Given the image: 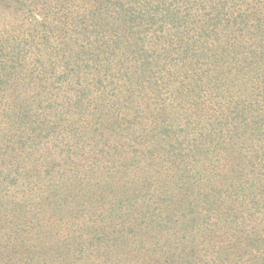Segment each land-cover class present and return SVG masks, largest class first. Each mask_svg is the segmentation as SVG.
I'll list each match as a JSON object with an SVG mask.
<instances>
[{
	"label": "trees",
	"instance_id": "obj_1",
	"mask_svg": "<svg viewBox=\"0 0 264 264\" xmlns=\"http://www.w3.org/2000/svg\"><path fill=\"white\" fill-rule=\"evenodd\" d=\"M40 1L0 3L14 14L43 18L50 71L49 79L40 81L43 87L52 81L61 83L59 90L65 87L62 83L69 82L65 90L74 96L68 98L64 112L78 117L62 123L43 110L41 101L18 95L20 85H30L22 81L30 75V66L11 29L2 30L3 190L9 192L24 184L23 189H30L24 200L41 207L45 197L37 191L48 189L47 205L62 208L64 203L74 202L75 195L89 183V175L96 178L98 170L111 175L119 170L117 164L127 168L126 151L133 160L177 163L179 158L203 159L249 142L258 147L251 166L264 167V0H49V8L44 3L47 0ZM125 61L133 67H123ZM117 76L129 80L128 85L114 88L117 96L123 88L127 94L123 101L129 103L128 113L123 116H119L123 112L115 114L107 108L110 99L92 98L91 86L99 89L110 79L114 86ZM145 86L154 101L141 108L134 105V97ZM159 96H175L176 109L167 111V102ZM143 119H149L151 125H142ZM100 129L108 131L100 133ZM46 139L49 153L36 155ZM87 144L90 151L84 152ZM247 158L241 156L242 161ZM101 162L105 165L100 169L96 165ZM45 186L48 188L43 189ZM2 203L0 199V207ZM13 203L19 205L18 201L8 204ZM123 221L122 216L121 226ZM255 236L250 233L248 239ZM247 242L234 244L232 260L229 255L226 260L241 261L246 255L242 248L253 247ZM10 243L9 248L15 249V243ZM250 259L264 264V249ZM0 264H5L3 257Z\"/></svg>",
	"mask_w": 264,
	"mask_h": 264
},
{
	"label": "rangeland",
	"instance_id": "obj_2",
	"mask_svg": "<svg viewBox=\"0 0 264 264\" xmlns=\"http://www.w3.org/2000/svg\"><path fill=\"white\" fill-rule=\"evenodd\" d=\"M44 3L49 8V0ZM26 16L4 9V3H0V33L11 29L21 56H27L30 75L34 74L22 77L30 85H20L18 95L41 101L45 112L65 123L77 116L64 112L68 98L74 96L65 90L70 84L62 83L63 90L58 89L61 83L53 81L43 87L40 80L49 79V39L41 25L43 18ZM70 44L74 45L73 39ZM124 66L132 64L125 61ZM119 78L114 79V86L110 79L99 89H91L92 98L110 99L107 108L115 114L123 112L119 115L123 116L128 113L129 103L123 101L127 94L123 88L117 96L114 88L128 85L129 80ZM151 96L146 88L134 97V105L143 108L154 101ZM159 97L167 102V111L176 109L175 96ZM143 113L146 116L148 111ZM143 121L142 125H151L149 119ZM107 131L100 129V133ZM88 145L84 152L90 151ZM39 149L36 155L49 153V139ZM257 153L258 147L247 142L203 159L150 163L133 160L126 151L127 168L117 164L119 170L111 175L101 170L96 178L89 175V183L75 195L74 202L64 203L62 208L47 205L48 189L37 191L45 197L43 206L38 207L27 203L28 198L24 200L30 190L23 189L24 184L9 192L3 190V184L0 257L5 264H254L250 258L256 259L264 249V167L251 166ZM242 155L248 158L242 161ZM104 165L101 162L96 166L101 169ZM41 178L46 180L45 175ZM10 201L19 205L9 206ZM122 216L125 223L121 226ZM250 233H256L255 239H248ZM246 239L253 247L242 248L246 252L243 259L226 260L227 255L232 260L236 249L232 246ZM11 241L15 243L13 250L9 248Z\"/></svg>",
	"mask_w": 264,
	"mask_h": 264
}]
</instances>
